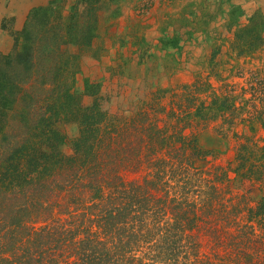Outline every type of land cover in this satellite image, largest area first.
Listing matches in <instances>:
<instances>
[{
    "label": "trees",
    "instance_id": "16d2710c",
    "mask_svg": "<svg viewBox=\"0 0 264 264\" xmlns=\"http://www.w3.org/2000/svg\"><path fill=\"white\" fill-rule=\"evenodd\" d=\"M85 1L68 18L53 3L33 10L21 46L0 58V264H264V191L256 201L230 190L264 188L260 91L251 88L263 104L248 116L243 90L206 103L198 82L151 93L131 116L110 114L98 85L74 90L96 36V9L78 11ZM263 47L255 16L232 49L241 57ZM215 122L224 142L235 140L234 167L199 144ZM59 123L77 127L70 155Z\"/></svg>",
    "mask_w": 264,
    "mask_h": 264
},
{
    "label": "rangeland",
    "instance_id": "374dc122",
    "mask_svg": "<svg viewBox=\"0 0 264 264\" xmlns=\"http://www.w3.org/2000/svg\"><path fill=\"white\" fill-rule=\"evenodd\" d=\"M75 1L50 0L27 11L22 7L25 0H0V58L21 46L20 34L33 10L53 3L51 8L61 7V14L68 18ZM236 1L237 5L231 0H89L87 4L85 1L78 11L82 15L91 6L96 9V36L91 50L82 53L78 61L75 92L83 94L85 82L98 85L103 109L128 117L138 101L151 93L174 91L175 86L198 82L205 84L200 99L206 103L210 94L224 95L231 90L237 95L243 90L245 115L255 114L263 101L251 97L259 96L253 90H259L264 99V47L253 55L241 57L232 48L236 32L253 17L264 21V0ZM72 50L78 53L76 48ZM240 99H236L237 105ZM91 102L92 98L83 97V104ZM161 103L165 104L164 100ZM263 120L260 118V122ZM217 122L200 134L199 144L213 152L216 165L228 169L234 167L236 143L230 138L232 133H228L224 142L214 132ZM254 124L257 126L254 138L263 140L264 128ZM241 126L235 131L241 132ZM57 129L66 138L61 153L70 155V143L77 137V127L59 123ZM243 131L249 135L247 130ZM134 177L138 176L127 175V179ZM241 183H232L233 194L249 192L257 201L264 191L257 184L241 186Z\"/></svg>",
    "mask_w": 264,
    "mask_h": 264
},
{
    "label": "crops",
    "instance_id": "0c3cea01",
    "mask_svg": "<svg viewBox=\"0 0 264 264\" xmlns=\"http://www.w3.org/2000/svg\"><path fill=\"white\" fill-rule=\"evenodd\" d=\"M25 1L26 2L22 4V7L24 8V10L26 9L28 11L30 8H33L34 6H37L40 4H46L50 0H34L36 4H33V1L30 2V0H25ZM231 3H233L234 5H237L238 2L236 0H231Z\"/></svg>",
    "mask_w": 264,
    "mask_h": 264
}]
</instances>
